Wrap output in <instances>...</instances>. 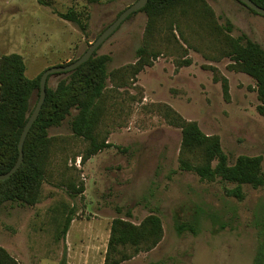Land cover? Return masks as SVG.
Here are the masks:
<instances>
[{
	"label": "rangeland",
	"instance_id": "rangeland-1",
	"mask_svg": "<svg viewBox=\"0 0 264 264\" xmlns=\"http://www.w3.org/2000/svg\"><path fill=\"white\" fill-rule=\"evenodd\" d=\"M136 1L0 0V56H23L27 77L36 78L49 68L80 58ZM207 1L220 17V23L233 24V36L247 35L264 47L263 16L253 14L235 0ZM71 8L85 12V33L61 18ZM240 10L253 14L256 21L245 19ZM147 21L145 13L135 15L98 50V55L111 56L109 72L136 62L137 50L144 44ZM183 30L186 41L181 43L189 47L187 56L184 58L180 49L164 44V55L139 74V89L119 96L124 99V109L112 127L109 142L113 147L85 165L81 157L76 162L69 161V167L77 171L69 174L84 183L83 195L70 198L64 188H58L60 177L56 173L52 181L46 182L47 198L38 206L13 204L0 210V247L21 264H59L64 246L68 248V241L73 240L70 236L78 245H91L96 240L104 254L112 220L125 218L127 211L132 212L130 221L135 224L158 214L164 223L165 237L148 256L140 254L138 260L124 264H253L256 220L264 216V187L255 190L244 186L245 199L239 201L225 193L234 184L220 180L203 182L197 175L182 172L178 162L182 132L167 124L158 106L169 105L186 120L197 122L205 134L218 135L230 164L242 155L261 156L264 171V117L258 112L256 82L246 74L230 71L231 60L218 59L208 36L195 34L188 27ZM180 59H189L192 65L178 69L176 61ZM207 66L216 67L220 75L228 78L229 102L225 101L221 83H215L213 72L205 69ZM63 78L64 75L52 76L49 87L55 88ZM133 96L137 99L134 103ZM34 103L35 98L32 107ZM71 120L69 117L61 127L51 129L50 135L70 137ZM80 149V144L71 140L67 153L71 155ZM61 157V153H55L53 169L58 165L59 170L63 169ZM62 200L75 206L78 213L68 240L56 244L45 220L49 208ZM198 209L203 212L199 235H177V215L189 220ZM216 218L226 228L214 233L219 228L214 222ZM93 230L98 232L97 239L91 237ZM75 262L72 261L79 264Z\"/></svg>",
	"mask_w": 264,
	"mask_h": 264
},
{
	"label": "trees",
	"instance_id": "trees-1",
	"mask_svg": "<svg viewBox=\"0 0 264 264\" xmlns=\"http://www.w3.org/2000/svg\"><path fill=\"white\" fill-rule=\"evenodd\" d=\"M235 1L253 14H257L239 0ZM252 1L264 8V0ZM83 13L85 12L81 13L71 8L60 16L76 24L85 33L87 24L84 22ZM139 13H145L148 21L144 44L137 50V60L134 64L109 72L111 56L98 55L97 51L88 62L75 71L50 76L51 78L55 75H64V78L55 88L49 87L48 81L45 103L25 141L24 161L12 177L0 181V210L13 204L22 207L38 206L47 198L46 182L52 181L56 173L60 177L58 188H64L70 198L75 199L85 193L84 183H80L74 174H69L74 170L69 167V161L76 162L77 158L81 157V162L85 165L99 153L113 147L109 142L112 127L124 109L122 106L124 99L119 96L130 89H139L137 85L139 74L146 68L153 67L164 55L161 50L164 44L167 48L170 46L173 49H180L184 58L187 56L189 47L181 43L186 41L183 27L190 28L195 34L208 36L219 56L218 59L231 60L228 66L230 71L246 74L256 82L260 102L258 112L264 117L262 45L247 35L233 36V24L220 23V17L207 0H150L143 10L134 13L126 21ZM86 18L88 19V15ZM184 44L186 45V42ZM77 59L64 66L74 63ZM191 65L189 59L176 61L178 69ZM205 69L213 72L214 82L221 83L225 101L229 102L228 78L220 75L216 67L207 66ZM26 72L27 65L23 56L16 53L0 56V174L10 172L18 162L22 133L40 99V80L44 72L33 79L28 78ZM33 98L35 103L32 107ZM131 100L133 103L136 102V96L131 97ZM158 112L169 126L182 132L178 157L179 169L182 172L197 175L203 182L213 183L220 180L223 183L234 184L235 187L226 189L225 193L239 201L245 199L244 186H250L255 190L264 187L261 156L242 155L234 164H230L218 135L205 134L197 122L186 120L169 105H159ZM69 117L72 118L73 134L70 137H52L50 130L61 127ZM71 140L80 144L81 149L68 155ZM56 152L62 154V170L58 169L59 165L53 169L52 159ZM47 213L45 225L53 237V242L65 243L78 213L77 208L62 200L50 207ZM202 216L201 209L195 211L189 220L178 214L175 219L177 235L191 233L198 236ZM131 218L132 212L127 211L125 218L118 217L112 220L104 264H124L140 254L155 251L163 242L165 228L158 214L147 216L139 224L130 221ZM214 222L219 226L214 229V233L225 230L226 226L220 224V219L216 218ZM256 230L257 246L253 264H264V216L256 220ZM0 264L21 263L7 249L0 247ZM59 264H68L65 246Z\"/></svg>",
	"mask_w": 264,
	"mask_h": 264
},
{
	"label": "water",
	"instance_id": "water-1",
	"mask_svg": "<svg viewBox=\"0 0 264 264\" xmlns=\"http://www.w3.org/2000/svg\"><path fill=\"white\" fill-rule=\"evenodd\" d=\"M150 0H137L134 4L126 8L121 15L117 18V20L110 25L96 40L94 43L90 45V47L87 49V51L78 58L74 63H71L67 66H58V67H52L47 69L43 75L41 76L40 80V99L32 112L25 128L22 133L20 142H19V150H20V157L16 165L12 168V170L6 174H0V181L8 180L10 177H12L16 171L20 168L24 161V145L25 141L35 124V122L38 120L41 110L43 108V105L46 100L47 96V86L48 81L51 75L54 74H60V73H67L75 71L77 68L88 62L95 53L101 48V46L122 26V24L134 13H137L141 10H143ZM244 5L255 11L257 14L264 17V8L258 6L255 2L252 0H239Z\"/></svg>",
	"mask_w": 264,
	"mask_h": 264
},
{
	"label": "crops",
	"instance_id": "crops-1",
	"mask_svg": "<svg viewBox=\"0 0 264 264\" xmlns=\"http://www.w3.org/2000/svg\"><path fill=\"white\" fill-rule=\"evenodd\" d=\"M240 11L244 15V17H246L245 19H248L251 21H256V17L253 14L247 13V11H244V10H240ZM74 223H75V221H73L72 225ZM69 233L70 232H68V234ZM88 235H89V233L87 232L86 236H88ZM109 236H110V230H109L108 235H107L106 243H108ZM91 237L94 239H97L98 238V232L93 230L91 232ZM70 239L71 240L73 239V240L70 242L68 241V243H69L68 248H67V250L69 252V254H67L68 264H73L72 261L73 262L79 261V264H95L97 262L99 263V261H100V264H104L105 254H106V250H107V244H106V250L104 251V254H103V251H101V249H100L101 247H100V245L97 244L96 240L94 241V244H91V245H83V244L78 245V244L73 243V241H75V240H74V238H72V236H70ZM67 240H68V235H67ZM149 254L150 253H147L144 255L148 256ZM139 258H141V256H138L137 258L133 259V261L138 260ZM150 263H152V262H150Z\"/></svg>",
	"mask_w": 264,
	"mask_h": 264
}]
</instances>
